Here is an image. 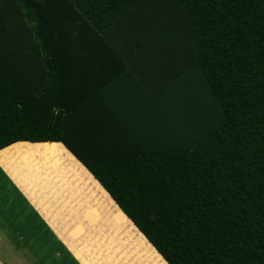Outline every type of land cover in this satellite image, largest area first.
<instances>
[{
  "label": "trees",
  "instance_id": "trees-1",
  "mask_svg": "<svg viewBox=\"0 0 264 264\" xmlns=\"http://www.w3.org/2000/svg\"><path fill=\"white\" fill-rule=\"evenodd\" d=\"M6 1L22 24L1 29L0 168L33 209L73 183L133 262L264 264V0ZM127 55L164 58L143 143L100 100L133 79Z\"/></svg>",
  "mask_w": 264,
  "mask_h": 264
},
{
  "label": "rangeland",
  "instance_id": "rangeland-1",
  "mask_svg": "<svg viewBox=\"0 0 264 264\" xmlns=\"http://www.w3.org/2000/svg\"><path fill=\"white\" fill-rule=\"evenodd\" d=\"M154 55L157 54L154 53ZM159 55H161V48ZM4 165L10 166L11 163L5 162ZM16 179L19 182L15 185L19 190L25 192L29 190V193H32L36 188L35 183L30 186V177L26 175L22 176L18 172ZM72 185L73 183L68 185V191L62 190L59 198L43 200L42 203L35 201L39 214L55 231L89 264L149 263L148 258L144 257L142 263L133 262V258L129 256L127 258L126 247L123 246L122 241L114 238L110 223L104 216L97 223L83 218L85 207H81V204L90 203L89 200H85L91 197L85 193L86 191H79V187L76 188L77 191H70V189L74 190ZM0 187V264H57L68 262L65 260V255L73 258L53 232L47 229L42 218L10 182L1 168ZM29 198H31L30 195ZM42 235L47 239L49 250L46 246L39 248L41 246L39 239H42ZM123 257L127 260L124 261ZM75 264H81V262L75 260Z\"/></svg>",
  "mask_w": 264,
  "mask_h": 264
},
{
  "label": "crops",
  "instance_id": "crops-1",
  "mask_svg": "<svg viewBox=\"0 0 264 264\" xmlns=\"http://www.w3.org/2000/svg\"><path fill=\"white\" fill-rule=\"evenodd\" d=\"M20 24H22V19L19 10L16 9L14 5L7 2L6 0H0V36L2 32L1 29L5 26L17 27L13 30V32L19 36L21 29ZM0 38H4V36ZM3 43H5L7 47H12V45H9V43L5 40ZM18 43L21 46L20 42ZM163 61L164 58H161L159 56H155L154 58L145 57L143 59L138 60L134 55H127V57H125L124 59L125 68L126 70H128V73L133 75V79L129 77L128 80H126L125 78L121 80H111L110 83L107 82V87L104 89V91L101 92L102 98L100 100L102 101L103 99L109 104L111 108L120 112L119 124L122 125V123H124L126 126H129L133 129L129 135L134 137V142L136 143H143L145 141H148L147 139H141L140 136L148 137L150 135L149 130L151 131L150 126L152 124H155L156 121L155 119H152L149 116L144 117L145 111L142 109V91H145L150 95H154L155 92L161 87V83H157L156 86L154 85L156 88L152 85L151 81L149 80V77L146 74V68L148 67V64L150 65V63H152L150 68L155 71L159 78L161 76V64L164 63ZM130 79L133 81H131ZM159 84L160 87H157V85ZM85 108L87 111H95L93 112V114L95 113L94 115H96V112L99 110L97 108V104L95 103L87 104ZM93 118L95 119V117H93L92 115V119ZM145 130L146 132H144ZM61 144L66 148L63 143ZM69 153L71 152L69 151ZM71 154L75 158V155L73 153ZM63 240L66 242L65 239ZM72 250L75 255H77L79 259L84 262V264H89L74 249Z\"/></svg>",
  "mask_w": 264,
  "mask_h": 264
},
{
  "label": "bare ground",
  "instance_id": "bare-ground-1",
  "mask_svg": "<svg viewBox=\"0 0 264 264\" xmlns=\"http://www.w3.org/2000/svg\"><path fill=\"white\" fill-rule=\"evenodd\" d=\"M27 142V141H26ZM31 143V142H30ZM85 167V166H84ZM0 189H1V187H0ZM5 189V188H4ZM1 191H3V189L1 190ZM9 192V191H8ZM13 202H14V200H13ZM39 215V214H38ZM40 216V215H39ZM41 217V216H40ZM42 218V217H41ZM42 220H44L43 218H42ZM46 221L44 220V223H45ZM31 223V221L29 222V224ZM47 223V222H46ZM45 223V224H46ZM28 224V223H27ZM48 224V223H47ZM46 224V226L49 228V230L51 231V232H53V234L58 238V240L65 246V248L69 251V253L72 255V257L76 260V261H78V262H81L82 264H84V262L81 260V259H79V257L77 256V255H75V253L73 252V248H71V245L69 244H67L63 239H62V237L55 231V229L52 227V226H50L49 224L47 225ZM19 234V233H18ZM61 244V245H62ZM159 253V252H158ZM160 255V254H159ZM161 256V255H160ZM162 257V256H161ZM68 258V257H67ZM162 259L164 260V258L162 257ZM165 261V260H164ZM166 262V261H165ZM167 263V262H166ZM168 264V263H167Z\"/></svg>",
  "mask_w": 264,
  "mask_h": 264
},
{
  "label": "water",
  "instance_id": "water-1",
  "mask_svg": "<svg viewBox=\"0 0 264 264\" xmlns=\"http://www.w3.org/2000/svg\"><path fill=\"white\" fill-rule=\"evenodd\" d=\"M75 158L77 159V157L75 156ZM79 162H80V160L79 159H77ZM81 163V162H80ZM82 164V163H81ZM83 165V164H82ZM154 247V246H153Z\"/></svg>",
  "mask_w": 264,
  "mask_h": 264
}]
</instances>
